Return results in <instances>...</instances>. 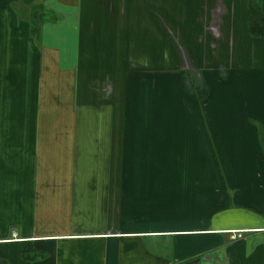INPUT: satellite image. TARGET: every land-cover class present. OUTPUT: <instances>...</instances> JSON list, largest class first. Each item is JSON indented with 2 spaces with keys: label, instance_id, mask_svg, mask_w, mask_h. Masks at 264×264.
Instances as JSON below:
<instances>
[{
  "label": "crops",
  "instance_id": "0c3cea01",
  "mask_svg": "<svg viewBox=\"0 0 264 264\" xmlns=\"http://www.w3.org/2000/svg\"><path fill=\"white\" fill-rule=\"evenodd\" d=\"M0 260L264 264L248 0H0Z\"/></svg>",
  "mask_w": 264,
  "mask_h": 264
},
{
  "label": "trees",
  "instance_id": "16d2710c",
  "mask_svg": "<svg viewBox=\"0 0 264 264\" xmlns=\"http://www.w3.org/2000/svg\"><path fill=\"white\" fill-rule=\"evenodd\" d=\"M262 0H248V29L249 33L253 37H261L264 38V12L262 7ZM45 8V6L43 7ZM39 9H41L39 7ZM33 10H37V6L33 8ZM51 13L45 10L44 13L39 12V15L32 14L31 16V33H33L34 37L40 41L41 39V26L42 23H44V20H46V17H42V15ZM58 17L57 15L54 17V21H57ZM51 21V20H50ZM25 256L33 257L31 253H27ZM44 256V254L42 255ZM1 261V260H0ZM3 262V260H2Z\"/></svg>",
  "mask_w": 264,
  "mask_h": 264
},
{
  "label": "rangeland",
  "instance_id": "374dc122",
  "mask_svg": "<svg viewBox=\"0 0 264 264\" xmlns=\"http://www.w3.org/2000/svg\"><path fill=\"white\" fill-rule=\"evenodd\" d=\"M262 7H263V12H264V0H262ZM60 8H64L65 10H71L72 8L71 7H65V6H62L61 5V7ZM48 11V10H47ZM48 12H51V13H47V14H44V15H42V17H46V20H44V22H47L48 20H51V21H54V17L56 16V11H54V12H52L51 10L50 11H48ZM222 12H223V9H222ZM220 16H221V14H220ZM216 21H219V16H218V18L216 19ZM44 24L45 23H42V26H41V30H42V32H43V26H44ZM118 24H120V17L118 18ZM67 33V32H66ZM32 34V36L34 35L33 33H31ZM68 36V35H67ZM67 36H65V37H67ZM34 37V36H33ZM35 38V37H34Z\"/></svg>",
  "mask_w": 264,
  "mask_h": 264
}]
</instances>
